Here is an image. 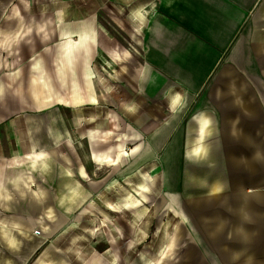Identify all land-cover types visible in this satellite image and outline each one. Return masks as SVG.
Returning <instances> with one entry per match:
<instances>
[{"label":"crops","instance_id":"0c3cea01","mask_svg":"<svg viewBox=\"0 0 264 264\" xmlns=\"http://www.w3.org/2000/svg\"><path fill=\"white\" fill-rule=\"evenodd\" d=\"M152 3L144 9V3L138 2L135 9L138 17L144 13L133 22L137 59L128 74L131 90L127 89L136 102L142 93L146 116H140L136 103L126 115L136 119L143 131L163 120L165 157L178 158L177 165L163 158L166 175L159 198L163 212L179 220L182 232L179 258L172 264H264V0ZM17 6L0 5V30L12 29L15 35L12 46L0 44V125L8 119L7 97L24 92L19 62L37 57V42L42 40L37 34L44 36L47 27L46 20L36 19L27 5ZM85 28L69 33L68 37L78 36V41L71 39L73 50L68 49L71 68L79 44L87 51L94 40V28ZM33 35L36 45L31 48L26 41ZM119 52L121 64L126 63L128 54ZM32 69L30 82L40 83L43 90L41 68L40 73ZM84 79L91 93L82 98L96 104L93 83L98 79L89 65ZM119 96L117 101H123ZM155 98L161 103L152 102ZM20 100L19 108L30 107L23 96ZM29 118L33 127L28 126L31 147L26 153L12 147L17 139L0 134V264H144L156 246L146 242L150 232L147 236L144 230L139 232L133 219L130 228H123L119 214L124 209L118 203L123 204L119 197L125 184H142L148 194L149 167L117 188L124 175L125 153L120 145L114 150H74L66 163L47 164L43 158V164L32 165L26 155L46 150L44 141L60 162V141L71 137L59 129L47 136L37 134L34 130L41 119ZM97 120H108V114ZM152 156L147 148L133 163ZM97 165L109 167V175L116 176V182L108 185H115L112 196L117 201L107 197L106 210L96 207L103 205L101 193L107 182ZM111 213L116 216L112 223L107 221ZM100 221V229H93ZM125 230L130 234L125 235ZM101 233H107L105 239L97 240Z\"/></svg>","mask_w":264,"mask_h":264},{"label":"rangeland","instance_id":"374dc122","mask_svg":"<svg viewBox=\"0 0 264 264\" xmlns=\"http://www.w3.org/2000/svg\"><path fill=\"white\" fill-rule=\"evenodd\" d=\"M138 2L144 3V9L153 4L152 0H0V5L16 4L20 7L27 5L31 15L36 19L41 20L43 18V20H46L47 26L44 36L37 34L40 40L42 39L40 44L37 42V57L30 55L31 57L28 56L26 60L19 62V65L21 64L19 68H21V73L23 74L24 89L20 96H23L29 102L30 107L19 108L18 105L21 104L19 103L21 102L20 96L9 94L5 108L9 115L8 119L0 125V134L6 133V139H17L16 143L15 141L12 142V147L16 151L20 150L25 153L31 147L28 140V126L31 128L33 125H30L32 122L28 120L30 119L29 117L41 119L37 129L34 130L37 134L42 135L43 132L47 136L51 135L53 130L59 129L60 134L70 135V140L67 138L62 140L58 146L60 149V162L53 159L51 154L52 147L49 145L50 143L48 144V142L44 141L46 150L41 149L26 155L32 165L39 161H42L43 164V158L48 160L47 164L66 163L68 154H73L74 150L84 148L114 150L116 146L120 145L125 153V157L122 156L121 163L124 175L122 178H118L117 188L125 184L126 178L134 179L139 170L144 172L148 167L146 174L151 175V178L148 175L145 176L149 184V190L148 194H146V189H144L146 199L138 206L125 204V201H122V196L125 193L123 191L122 196L120 195L119 197L120 199L122 198L120 202L122 201L123 204H118L120 206L123 205L121 208L124 210L122 213L120 212L119 219L122 218L123 228L125 229L130 228L134 220L136 221L135 225L138 224L136 228H138L139 232L144 230L146 236L150 232L146 242L151 241L150 244H155L157 253L160 252L161 245L165 241L164 229H166L167 236L172 237V242L160 264H164L168 258L171 259L167 264H172L179 258L178 252L181 246L182 232L179 220L168 211H165L167 213L165 215V212H163L164 206L159 205V198L162 196V182L164 175H166L165 165L167 163L163 162V158H166L167 162L173 165L178 164V158L165 157L167 136L163 138L164 135H162L165 128L163 120H158L149 131H143V126H140L136 119L131 120L126 115V110H130L132 105L134 106L136 103L140 107V116H146L144 112H146L147 107V101L143 100L142 93H139L140 97L136 102L135 99L128 96L130 94L127 92V89L131 90V82L129 81L131 78L128 77V74L133 67L132 62L137 59V50L133 48L132 43L133 38H135L133 28L135 24L133 22L134 18H137L134 10ZM143 13L141 12V18ZM148 14L149 11H145V15L147 16ZM86 26L94 28V40L89 42L90 49L87 51L82 49L84 45H76L78 46L76 57L73 58L71 68L68 63L67 43L71 39L78 41V36L71 35V37H68L69 33L73 30H83ZM82 42L77 43L82 44ZM26 43L31 48L35 47L36 40L34 35ZM109 49L128 51L129 60L121 64L122 59L114 60L107 52ZM23 53L25 54V49H23ZM86 65H89V68L95 72L98 79L93 83V93L98 98L96 104H90L85 99L91 93L85 89L84 73ZM32 67L39 73L41 68V74L45 79L43 90L40 83L32 85L30 82L33 73ZM118 72L119 75L117 76ZM73 75L75 77L71 79L72 91L70 78ZM73 81H77L82 86V89L80 90V85L73 83ZM124 87L125 89L123 90L122 88ZM101 89H103V92ZM106 90L108 93H106ZM99 91H101V94ZM79 95H81L82 100ZM119 95H123V101H117V97L121 98ZM83 96L85 97L84 99L82 98ZM55 100L59 104L55 103ZM152 102L161 103L159 98L152 99ZM0 111H3V108H0ZM91 113L92 118H90ZM101 114L103 118L108 114V120L94 121ZM90 139H93V141L91 142ZM158 141H160V144L157 148L155 143ZM147 148L154 152V156L147 158L140 164H134L133 162ZM127 152H129V158L126 156ZM123 157L125 160L128 158V160L124 161ZM53 160L55 161L52 162ZM96 167L101 173L100 175L107 179L106 186L103 188L104 193H101L103 205L100 201L101 205L96 207L106 210L105 199L107 197L114 203L117 201L112 196L115 185L113 188L108 185L113 179L116 182V176L115 173L109 175V167L102 165H97ZM129 185L125 184V187ZM148 200L150 201L149 204ZM144 206L149 209L146 216L140 213V209H144ZM114 215V213H111L110 217L108 216L110 222L111 219L115 220L116 216ZM101 224L103 223L100 221V224L93 229L99 230ZM106 234L101 233L96 239H105L103 236H106ZM124 234L129 235L130 232L125 230ZM146 242H142L140 246H144ZM140 258H143V256ZM141 264H143L142 261Z\"/></svg>","mask_w":264,"mask_h":264},{"label":"bare ground","instance_id":"6f19581e","mask_svg":"<svg viewBox=\"0 0 264 264\" xmlns=\"http://www.w3.org/2000/svg\"><path fill=\"white\" fill-rule=\"evenodd\" d=\"M12 6H13V4H12ZM134 13L136 14L137 11L135 12V10H134ZM135 16H137V14ZM141 16L142 15L140 14V16L139 17L137 16V17L138 18H141ZM45 27H46V25H45ZM46 29L47 28L43 29V32H46ZM79 38L80 39L83 38V33H79ZM73 41L74 40H71L70 43H67V50L68 49L69 50H73V48H74V45L72 43ZM14 42H15V35H14V32H13L12 29L11 30H8V29H6V30H0V44H4V45H6V47H10V46L13 45ZM122 51H123V54L127 57V54H129L128 51H125V50H122ZM108 54L114 60H116V61L121 60L123 58L121 56L122 53H120L116 49H110V50H108ZM13 76H14V74L12 75V78H13ZM92 100H96V99L95 98H92ZM107 164H112V161H108ZM111 183H110V185H111ZM144 189H146V186H144L142 184L138 185V187H133L131 185L124 187L123 188V191H125V193L123 194L122 197H123V201H125V204H128L130 206H138V204L142 203V201H144L146 199V194L144 193ZM148 211H149V209H148L147 206H144V209H140V213L142 215H144V216H146V214H148ZM103 216H104L103 217L104 220H102V222L104 223L105 222V216L106 215H103ZM107 221L110 222V219L108 218ZM164 236H165V241L162 243L163 245H162V248H161V252L160 253L159 252L158 253L155 252V253L148 254V259L145 261V264H160L161 263V259H163L164 256L166 255L167 250H168V248H169V246L171 245V242H172V237L171 236H169V237L167 236V230L166 229H164ZM143 251H145V250H143Z\"/></svg>","mask_w":264,"mask_h":264},{"label":"built area","instance_id":"2783aa9c","mask_svg":"<svg viewBox=\"0 0 264 264\" xmlns=\"http://www.w3.org/2000/svg\"><path fill=\"white\" fill-rule=\"evenodd\" d=\"M34 233H35V234H37V233H38V231H37V230H35V231H34Z\"/></svg>","mask_w":264,"mask_h":264}]
</instances>
